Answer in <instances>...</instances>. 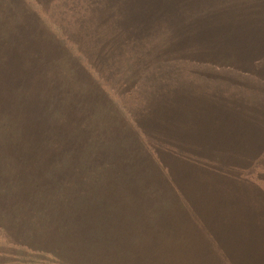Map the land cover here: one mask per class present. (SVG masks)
Segmentation results:
<instances>
[{
	"label": "trees",
	"instance_id": "trees-1",
	"mask_svg": "<svg viewBox=\"0 0 264 264\" xmlns=\"http://www.w3.org/2000/svg\"><path fill=\"white\" fill-rule=\"evenodd\" d=\"M77 4L0 0V169L11 172L0 178V264H237L236 252L223 260L208 249L222 240L209 231L210 223L222 231L225 244L255 237L251 243L264 246V76L258 84V70L253 82H242L240 93L228 97L222 88L216 91L214 106L246 137L216 161L205 143L175 137L189 131L185 120L163 119L149 108L148 89L136 87L148 79L122 47L120 58L99 64L97 42L74 22L81 15ZM80 36L86 40L80 42ZM81 57L87 59L83 65ZM128 71L132 75L127 77ZM212 117L220 120L216 113ZM161 133L177 143L163 141ZM172 147L183 148L178 156L183 170L167 182L162 166ZM43 153L52 156L44 160ZM99 155L107 158V167L128 172L137 177L129 180L139 184L125 181L122 188L114 187L112 197L97 187L81 195L84 187L73 185V175L87 177L85 170L94 171ZM61 162L71 168L69 174L55 172ZM217 175L224 178L220 189L240 192L239 202L231 192L217 201L219 188L207 197L211 177ZM234 183L236 188H228ZM223 203L233 211L226 234L210 216ZM18 207L29 215L13 212ZM96 210L111 219L107 240L96 237ZM180 212L186 215L180 222L163 216L153 222L149 215ZM29 228L31 240L23 241V230Z\"/></svg>",
	"mask_w": 264,
	"mask_h": 264
},
{
	"label": "rangeland",
	"instance_id": "rangeland-1",
	"mask_svg": "<svg viewBox=\"0 0 264 264\" xmlns=\"http://www.w3.org/2000/svg\"><path fill=\"white\" fill-rule=\"evenodd\" d=\"M64 6L68 7L69 4ZM74 6H78L81 12L74 22L81 25L84 32L97 42V51L101 54L99 64L113 63L114 59L120 58L118 53L122 47L124 51L121 53L129 59L138 61L145 79H148L144 82L145 86H135L148 89L146 95L148 93L149 95L145 100H149V108L160 114L163 119L186 121V129L189 131L178 133L176 138L185 142L190 136L197 143H205L203 144L205 150L207 149L210 156L213 155L215 159L233 150V146L238 148L239 141L242 144L246 142L244 132L239 131V125L227 122V117L214 106L217 105L215 95L220 88L226 97L232 92L240 93L241 83L253 82L258 70L261 74L258 84L259 79L264 76V23H260L264 22V0H79V4ZM64 9L75 14L73 8ZM219 11H222L221 14H218ZM258 14H263L259 20ZM159 17L161 19H158ZM95 32H99V35H94ZM105 33L106 35H103ZM85 40L80 36V42ZM142 59L152 67L147 69L143 67ZM259 60L261 64H258ZM86 61V58L81 57V65ZM82 70L84 72L89 69ZM131 75L128 71L127 77ZM169 106L171 109H167ZM213 113H216L220 120L214 122ZM189 119L193 122L188 125ZM124 123L126 121H123L122 125ZM159 135L163 141L172 140L169 134ZM172 142L177 143L174 139ZM181 150L183 148L172 147L171 158L165 160L162 166L163 181L168 182L180 169L183 170L178 157L183 156ZM108 154L111 156L110 160L114 162L111 153ZM51 156L50 153H43L42 159L46 160ZM107 163V158L99 155L94 171L85 170L88 173L87 177L85 173L73 175L75 180L73 185L84 187L81 195L91 193L93 188L97 187L98 193L112 197L113 194L110 192L114 187L122 188L125 181L139 184V180H129L137 177L128 176L129 173L126 171L117 172L107 167ZM71 166L73 168L77 166L74 159ZM55 172L69 174L71 168L61 162ZM6 176H11V172L8 174L0 169V178ZM223 181L224 178L218 175L211 177L209 182L211 192H207V197L213 194L216 188L220 189ZM237 185L234 183L228 188L233 190ZM230 192L225 189L218 190L217 201L220 200V195L224 193L226 197ZM231 196L236 202L241 199L240 192L235 194L231 192ZM11 202L16 201L12 199ZM11 202L7 204L14 205ZM210 206L213 209V204ZM19 207L24 208L21 205ZM19 207L13 212L29 215ZM232 213L233 211L223 203L221 206L217 205L210 216L217 217L218 226L225 230L223 233L226 234V231L230 232L226 224L233 219ZM146 214L149 213L139 217L145 218ZM149 215L153 222L161 216L167 221L180 222V219L186 216L181 212L174 215L170 213ZM95 216L100 220L96 237L107 240L110 236L108 233L112 231L111 219L103 210H96ZM22 224L23 227H28L26 221ZM210 227L212 230L209 231L214 230L222 238L221 241L207 246L211 252H219L223 260L228 256L231 258L236 252L237 255L234 256L239 259L234 261L237 264H264L262 262L264 246H254L251 241L255 237L250 239L244 236L246 240H250L240 245H228L223 241L225 237L222 231L215 230L216 227L212 223ZM31 231L32 228L23 230V241L31 240ZM88 238L87 236L85 242H88ZM122 242L124 243L123 240ZM122 242L117 241L115 244L123 245ZM248 260L251 261L246 262ZM177 261H174V264ZM210 264H229V260Z\"/></svg>",
	"mask_w": 264,
	"mask_h": 264
}]
</instances>
